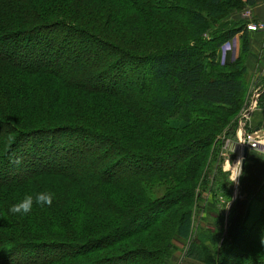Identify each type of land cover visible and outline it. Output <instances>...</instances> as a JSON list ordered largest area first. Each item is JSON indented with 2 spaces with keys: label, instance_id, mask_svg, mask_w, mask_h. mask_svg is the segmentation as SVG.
Here are the masks:
<instances>
[{
  "label": "trees",
  "instance_id": "16d2710c",
  "mask_svg": "<svg viewBox=\"0 0 264 264\" xmlns=\"http://www.w3.org/2000/svg\"><path fill=\"white\" fill-rule=\"evenodd\" d=\"M230 1L190 0L177 12L157 0H0V264H168L209 188L220 230L207 249L191 244L186 258L206 263L207 251L221 264L223 248H235L237 264H264V186L250 188L255 168L244 161L224 236L218 198L230 202L231 189L219 168L211 186L208 179L248 89V68L215 53L241 33L247 52L246 29L202 39ZM115 7L150 20L146 50L132 49L141 25L116 21ZM177 13L191 39L177 44L173 30L156 37L154 26ZM45 191L54 194L50 207L9 212Z\"/></svg>",
  "mask_w": 264,
  "mask_h": 264
},
{
  "label": "rangeland",
  "instance_id": "374dc122",
  "mask_svg": "<svg viewBox=\"0 0 264 264\" xmlns=\"http://www.w3.org/2000/svg\"><path fill=\"white\" fill-rule=\"evenodd\" d=\"M149 1V0H148ZM159 5L165 6L167 2L175 4V8H177V12L182 11L185 7H190V0H157ZM120 2V0H110V3L117 4ZM189 3V5H188ZM109 4V2H108ZM110 7V4L108 5ZM253 5H246V0H231L228 4H221L220 5V13L223 11V20L222 22L214 20L211 23V29L210 32L202 36V39L206 42H208L206 39L211 34L216 32H224L227 29L231 28H238L241 25L243 26V30L246 29L247 33V49L248 51L245 53H242V42L241 37L242 34H237L234 36L230 41L225 42L221 48L215 49V53H219L221 56V62L223 64L228 63H234L238 62L245 67L248 68V77H245V81L247 84V93L245 96V99L240 106V109L237 114H235L233 121L231 122V125H235L233 130L230 131L229 136L223 135L219 138V145L217 147V153L215 158V164H214V170L212 174L208 177L210 181V186L213 182L214 177L216 176L217 169L219 168L221 170V173L226 176V182L229 184V188L231 189V201H225L228 199L218 198V203L223 207V236L226 233L227 230V221H229L228 217V208L231 205V203L234 202V196L236 194H239V185H240V177L238 178L237 182L232 183L231 180V168L228 162H231L233 165H235L236 161L239 159V144L240 141L244 139H249L255 142H261V146H258V148H251L249 147L247 156L245 158L246 160V169L252 168L251 171H254L255 168V174H258L255 177L254 183L250 188H255L258 184H260V187L264 186V99H261L262 91L264 90V52H258L257 53V46L260 45V48L264 46V42L262 40L257 39V33L263 29V25L260 23H257L253 18V11H252ZM246 13H249L251 16L252 21L255 25L259 26V30L257 31H249L247 30V26L249 25L250 21H246L244 19V15ZM129 14H134L132 10H122L116 9V7L112 10V16L114 19H117L116 21L124 18L127 16V19L134 24H139L138 28L143 30V33L138 34L139 37H141L140 41L133 46V50L140 52L138 50H146L148 47V28L143 27L146 24L150 22V20L144 19L143 17H136V19H133V17L129 16ZM117 17V18H116ZM181 14L177 13L176 15V21H169L164 26L155 27L157 28V36H161L162 34L166 32H172L170 30H173V36H175L173 39L177 44H182L183 41H188L191 39L190 35L186 34L184 23L181 21ZM149 21V22H147ZM151 23V22H150ZM149 23V24H150ZM148 24V25H149ZM130 26V24H129ZM137 25H134L133 29H136ZM155 31V32H156ZM52 35H55L52 33ZM206 38V39H205ZM166 39V38H165ZM162 40V39H161ZM24 42V40H22ZM21 42V41H20ZM21 42L20 47H25L27 49L33 50L35 49L36 54H42V49L38 48L39 44H42L43 41L40 39L39 44L34 47L30 43ZM86 46H89V42H85ZM25 44V45H24ZM78 44V43H77ZM80 44H78L77 47H79ZM210 46L211 43H210ZM53 52V51H51ZM83 62V61H81ZM97 63V62H96ZM83 64V63H81ZM78 65V64H77ZM126 69H130L129 71L132 72L130 67H125ZM121 74V73H120ZM257 94V96H255ZM255 103H254V102ZM254 103V107H252ZM20 108L17 109V111ZM28 115H35L28 111H21L20 116H28ZM179 116V113H176L172 115V118H177ZM228 130V127L226 128ZM173 138H175V135H172ZM174 141L170 143L169 145H173ZM254 162L260 163L263 165L255 166ZM128 166V164H127ZM129 167V166H128ZM243 176H241V179ZM207 179V180H208ZM249 182H246V185ZM197 197H200L199 194L201 193L200 190L196 189ZM227 198V196H225ZM202 197L198 201H195V204L192 208V214H191V222H192V231L191 236L186 241H180L176 239V241L172 242V245L174 247V251L170 252V259L168 264H213L210 254L205 251V259H208L209 261L205 262H198V261H192L186 258L185 254L190 247L191 244H194L196 246H200L203 249H207L208 247V235L212 234L214 235L217 233L220 228L218 227V224L220 222V218L218 217L217 213L218 210H210L209 208V202L211 201V193L210 188L209 190L204 192L203 198ZM247 199V195H243L239 198V201H244ZM201 200V201H200ZM218 208V207H217ZM219 209V208H218ZM206 234V235H205ZM240 243L237 245V249L244 250L246 247L245 242L242 243L244 240H247V237L244 235L240 236ZM264 238V237H261ZM222 240L216 241L217 247L221 246ZM236 245V246H237ZM235 248H233V251H230V249L223 248L220 263L221 264H237L238 258L240 254L235 253ZM226 251V252H225ZM232 253V256H230V253ZM209 254V255H207ZM242 254V252H241ZM22 256H26V253H21ZM18 254V256H21ZM3 257V256H2ZM216 264V263H214ZM241 264H252V262L249 260V258L245 257L244 260L241 262Z\"/></svg>",
  "mask_w": 264,
  "mask_h": 264
},
{
  "label": "clouds",
  "instance_id": "9594fccd",
  "mask_svg": "<svg viewBox=\"0 0 264 264\" xmlns=\"http://www.w3.org/2000/svg\"><path fill=\"white\" fill-rule=\"evenodd\" d=\"M231 168V180L232 183L237 182L238 178L244 175L243 172V158L238 159L233 165L231 162H228ZM54 194L51 192H40L37 193L35 197L32 195H27L22 201H19L10 206L9 212L13 215L20 214L27 216L33 211L34 206L38 207H50L53 203Z\"/></svg>",
  "mask_w": 264,
  "mask_h": 264
},
{
  "label": "crops",
  "instance_id": "0c3cea01",
  "mask_svg": "<svg viewBox=\"0 0 264 264\" xmlns=\"http://www.w3.org/2000/svg\"><path fill=\"white\" fill-rule=\"evenodd\" d=\"M252 11L254 20L263 25V29L257 33V39L264 42V0H254ZM258 52H264V46L260 48V45H258Z\"/></svg>",
  "mask_w": 264,
  "mask_h": 264
},
{
  "label": "built area",
  "instance_id": "2783aa9c",
  "mask_svg": "<svg viewBox=\"0 0 264 264\" xmlns=\"http://www.w3.org/2000/svg\"><path fill=\"white\" fill-rule=\"evenodd\" d=\"M243 17L247 21H250L249 25L247 26V30H249V31H257V30H259V26L254 24V22L252 21L251 16H250L249 13H246ZM243 141H245V145L243 144ZM261 144H262L261 142H255V141H252V140H249V139H247V140L244 139V140L240 141L239 148L242 151H244L245 148L248 149L249 147L258 148V146H261Z\"/></svg>",
  "mask_w": 264,
  "mask_h": 264
},
{
  "label": "water",
  "instance_id": "95a60500",
  "mask_svg": "<svg viewBox=\"0 0 264 264\" xmlns=\"http://www.w3.org/2000/svg\"><path fill=\"white\" fill-rule=\"evenodd\" d=\"M247 153H248V150L245 148L244 149V151H243V153H242V155H241V157L243 158V161H245V158H246V156H247ZM243 168H244V164H243ZM235 198H236V195L234 196V199L233 200H235ZM232 204L233 203H231V205L229 206V208H228V214L230 213V209H231V207H232Z\"/></svg>",
  "mask_w": 264,
  "mask_h": 264
},
{
  "label": "bare ground",
  "instance_id": "6f19581e",
  "mask_svg": "<svg viewBox=\"0 0 264 264\" xmlns=\"http://www.w3.org/2000/svg\"><path fill=\"white\" fill-rule=\"evenodd\" d=\"M246 20V19H245ZM247 21V20H246ZM264 91V90H263ZM262 91V92H263ZM255 96H257V94H255ZM254 102V101H253ZM255 103V102H254ZM254 103H253V105H252V107H254ZM243 144L245 145V141H243ZM242 150L239 148V159L241 158V154H242Z\"/></svg>",
  "mask_w": 264,
  "mask_h": 264
}]
</instances>
